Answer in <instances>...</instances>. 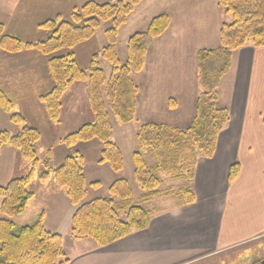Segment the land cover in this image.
I'll return each mask as SVG.
<instances>
[{"label":"crops","instance_id":"crops-1","mask_svg":"<svg viewBox=\"0 0 264 264\" xmlns=\"http://www.w3.org/2000/svg\"><path fill=\"white\" fill-rule=\"evenodd\" d=\"M90 1L104 4L116 0H0V25L5 34L18 38L23 45H34L48 37L39 27L41 23L65 17ZM168 1L164 0V7ZM184 1L176 0L175 5L184 15L188 14L185 10L191 12L188 22L178 26L174 16L180 14L165 10L168 28L152 42L143 70L130 76L138 88L135 120L130 124L153 123L184 129L192 121L198 94L199 51L193 42L205 39V29L211 25L214 30L210 39L216 41L223 13L217 0ZM194 15L198 17L194 19ZM155 47L159 48L158 53ZM188 48L191 54L186 59ZM159 70L165 81L157 79ZM138 77L140 82L135 81ZM51 88L45 57L26 48L12 55L0 51V90L11 101L12 112L17 106L14 97H22V111L30 114L26 117L21 110L19 114L27 125L38 130L37 122L45 123L44 135L38 130L41 139L59 143L61 138L52 129L47 130L49 121L39 101ZM217 96V105L228 111L229 121L217 138L212 158L197 160L191 184L192 204L181 206L179 198L172 194L142 202L141 206L149 213L147 228L98 247L90 239L71 241V219L77 208L69 204L52 180L41 184L34 178L30 188L35 196L22 215L29 217L21 225H28L26 222L32 223L43 214L45 229L64 240L66 264H192L261 239L264 237V47L245 46L230 54L229 69L220 81ZM19 128L10 123L9 116L0 108V132L13 134ZM66 151L60 158L53 155L55 165L67 155ZM234 165L238 171L230 181ZM29 171V164L22 161L15 149H1L0 186L26 176ZM44 185L49 186L47 190H43ZM28 207L35 210L30 215Z\"/></svg>","mask_w":264,"mask_h":264},{"label":"trees","instance_id":"trees-1","mask_svg":"<svg viewBox=\"0 0 264 264\" xmlns=\"http://www.w3.org/2000/svg\"><path fill=\"white\" fill-rule=\"evenodd\" d=\"M143 1L87 2L66 18L57 16L41 23L39 27L48 33V37L34 45H23L18 38L5 34L0 25L1 52L12 55L26 48L47 58L52 88L40 96L39 101L49 122L58 123L64 94L69 86L79 82L86 83L88 106L93 117L91 122L59 140L69 154L55 165L51 150L40 156L37 154L40 132L27 125L21 114L12 112L11 101L0 90V108L13 126L20 127L13 134L0 132V151L4 147L15 149L30 167L26 176L0 186V264L68 262L63 238L45 229L43 214L28 225L17 226L14 222L27 211L28 203L35 196L30 188L34 178L41 184L52 180L69 204L77 208L71 219V241L90 239L98 247L111 245L132 232L147 228L149 213L141 206L142 202L169 194L176 195L181 206L194 202L191 184L197 160L212 158L217 138L229 121L228 111L217 105V89L229 69V56L245 46L264 47V0H217V6L232 20L220 25L219 48L197 52L199 94L189 126L182 130L146 123L135 136L137 149L131 155L132 182L142 194L136 198L130 182L119 178L108 187V197L86 201L88 188H98L100 183L87 184L82 155L74 150L79 144L97 141L100 144L97 164L108 165L113 173L122 171L121 150L111 141L110 115L122 125L135 120L138 88L130 75L143 70L149 47L169 26L166 14L151 19L144 31L128 38L126 61L122 63L117 55L118 31ZM106 22H111V27L104 31L106 45L100 57L93 55L88 69H81L69 52L90 41ZM99 58L111 68L108 77ZM212 59L222 60L221 65L210 69ZM237 171L236 165L230 169V181ZM166 181H180L182 185L175 191L173 188L165 191Z\"/></svg>","mask_w":264,"mask_h":264},{"label":"rangeland","instance_id":"rangeland-1","mask_svg":"<svg viewBox=\"0 0 264 264\" xmlns=\"http://www.w3.org/2000/svg\"><path fill=\"white\" fill-rule=\"evenodd\" d=\"M116 1H113V2H116ZM163 3H164V0H147L146 2H143L141 6H139L135 10L134 14L128 17L127 23L120 28V30L118 31L117 55L122 63L126 61V43H127L128 38L136 32L144 31L147 28V25L150 22V20L153 19L154 17L164 14V12L166 11L170 12L171 10L173 13L175 11L180 14V15L174 16V18H176L178 26L182 27L185 23L184 21L188 22L191 12L189 10H185L186 13H188L186 15H184V13L182 12L181 13L178 12L177 10L178 8H176V5H175L176 0H173V1L169 0L167 3H165L166 7L163 6ZM222 13H223L222 22L226 24L231 23V20H232L231 16L230 15L227 16L224 13V11H222ZM67 16L61 17V18H66ZM197 17L198 16L194 15V19H196ZM53 19H55V17L48 19V20H53ZM109 27H111V22L103 23L101 25V28L95 33L91 41H88V43L86 42V44H82L81 47L76 48L72 50L71 52H69V53H72L74 60L77 62V64L79 65L81 69L83 70L88 69L90 60L93 55H97L100 57L101 50L106 45L104 31ZM210 27H207L205 29L206 31L205 39L201 38V39H198V41L193 42L194 44L198 45L197 48H199V51L200 50H206V51L216 50L220 46L219 35L216 41H214L213 39H210L211 38L210 34L214 30L213 25H211ZM202 33H205V32H201V34ZM46 34L48 33L46 32ZM216 34H219V29H218V33ZM155 50H156V53H158L159 48L155 47L154 51ZM35 52L37 51L35 50ZM190 54L191 52H190V49L188 48V55L185 56L186 59L187 58L189 59ZM196 58H197V55H196ZM45 59L47 61V58ZM176 59H177L176 54H174V60ZM99 61H100V66L103 68L106 77H108L111 72V68L109 64L106 61L102 60L101 58H99ZM211 61L212 63L209 64L210 69L219 67L222 62V60H217V59H212ZM185 67L188 68L189 64H186ZM157 73L159 75V78L157 79H159L160 81L166 80L164 74L160 72V70ZM140 80L141 78L138 77L136 78L135 81L140 82ZM75 85H79V86H75ZM168 87L170 86L167 85V88ZM221 89L222 87L219 88V93ZM198 94H199V88H198ZM14 98L17 101V106L14 104L15 106H14L13 112L19 113L23 110V106L20 103L22 97H14ZM24 110H25V107H24ZM22 112L23 113L25 112L24 114L26 115V117L28 116L29 111L28 112L22 111ZM110 119H111V123L113 127V135H112L111 141L115 145H117L119 149L121 150L124 166L121 172L113 173L108 167V165H98L97 164V160L99 159V156H100L99 154L100 144L97 141H92L87 144H79L75 148L74 151H78L84 158L83 168H84V175H85L87 184L95 183V182L100 183V186L98 188H92V187L88 188L86 201L92 200L94 198L108 197L109 185L119 178L126 179L131 183V186L133 188V192L136 198H138L142 194V191L139 189V187L132 182V161H131V155L137 149L136 143H135V136L140 128V125H137L136 123L122 125L112 115H110ZM92 120H93V117L91 115V112L88 106L86 83H80V82L73 83L71 86H69V88L67 89L66 93L64 94L62 98L61 108H60V117H59L58 123L49 122V126H47V130L52 129V131L57 137L62 138L60 137L61 135L65 137L67 134L77 130L80 126H82L85 123H89ZM36 127L38 128V130H40L41 134L44 135V129L46 128V124L40 121V122H37ZM56 142L47 140L44 137L36 145L37 154L39 156L44 154L45 153L44 149L47 148V150L52 151V154L56 158H60L61 155L66 151V149ZM66 152L67 154H69L68 151ZM180 185H182V182L180 181H177V182L166 181V184L164 185V190L168 191L169 188L174 187L173 190L175 191L176 190L175 187L179 188ZM47 187L49 186L44 185L43 190H47ZM56 205L54 206V208H56ZM34 211L35 210H32L30 207H28L29 215L32 214ZM27 217L29 216L28 215L22 216L21 218L18 217L14 220V222L17 226H23L21 225L20 222L26 219ZM28 222H26V224H30ZM48 230L50 229L48 228ZM249 253H251L255 258L256 257L264 258V237H262L261 239L255 240L251 243H248L242 247H237L230 251H225L223 253L214 255L213 257L208 256V257L199 259L198 261H195L192 264H236V262L242 264L244 258Z\"/></svg>","mask_w":264,"mask_h":264},{"label":"flooded vegetation","instance_id":"flooded-vegetation-1","mask_svg":"<svg viewBox=\"0 0 264 264\" xmlns=\"http://www.w3.org/2000/svg\"><path fill=\"white\" fill-rule=\"evenodd\" d=\"M248 257V258H247ZM236 264H240L237 263ZM242 264H264V258L263 257H254L251 253H249L243 260Z\"/></svg>","mask_w":264,"mask_h":264}]
</instances>
